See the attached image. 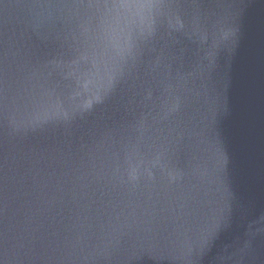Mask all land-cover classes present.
Returning a JSON list of instances; mask_svg holds the SVG:
<instances>
[{"label":"water","instance_id":"obj_1","mask_svg":"<svg viewBox=\"0 0 264 264\" xmlns=\"http://www.w3.org/2000/svg\"><path fill=\"white\" fill-rule=\"evenodd\" d=\"M0 264H264V0H0Z\"/></svg>","mask_w":264,"mask_h":264}]
</instances>
